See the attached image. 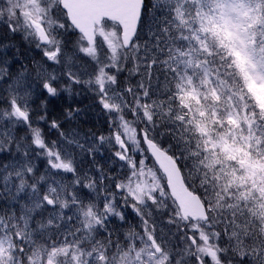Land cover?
<instances>
[{
    "label": "rangeland",
    "instance_id": "1",
    "mask_svg": "<svg viewBox=\"0 0 264 264\" xmlns=\"http://www.w3.org/2000/svg\"><path fill=\"white\" fill-rule=\"evenodd\" d=\"M246 1L249 0H208L207 6L203 10L200 8L195 16L197 21L205 27L212 21L216 29L215 33L223 34L228 39L232 55L238 67L242 69V78L244 81H248L251 89L256 85L258 100L261 103L260 105L264 107V65L261 64L263 60L254 59L248 51L249 48L254 50H260L261 48L259 41L261 40V30L264 27V19H261V6L264 9V0H253L257 3ZM253 3L255 7H253ZM213 4L215 6L212 10ZM0 19H5V22L7 20L18 21L21 30L17 34L30 47L33 56V61L29 65V70H27L28 86L35 84L33 93L35 90L42 91L43 101L49 97L42 90L43 80L55 73L58 79L54 83L60 90L59 95L68 94L64 90V87L68 85L72 88L85 87L98 95L97 103L101 107L102 104L98 102L101 98L109 105H118L115 111L111 107L107 111L103 108L107 115L105 120L111 125L109 135L111 140L109 141V136L103 133L106 143L100 145L103 151V155H101L99 151L95 153L90 151V148L95 144V140L89 138L86 149L83 135L73 133L74 131H69L57 142L54 141L55 144L46 143L38 122L41 105L37 103L33 107L31 105L32 96L25 97L23 88L19 90V94H14L15 90L10 92L7 86L8 109L5 115L0 117V129H6L12 124H16L14 130H17V142L19 144L23 143L24 149H28V154L33 158L32 165L34 162L38 170L43 171L37 174L33 184L25 181L24 177L20 178V180L25 181V185L30 187L26 189V198L32 202L34 207H40L37 201H43V199H36V195L38 188L41 187L49 199L55 200V207L48 206L45 224L48 227L57 228L54 225L61 221L62 216L65 221L64 234L65 232L69 233V243L65 244L63 242L64 235L58 237L50 232H40L49 241L48 252L45 254L46 264H58V261L59 264H64L65 259H67L68 264H91L95 259H100V256L96 255L90 257V253L93 250L96 254L98 250L105 246L95 238V235H106L104 224L98 225L96 223L97 219H103L108 215L104 206L105 197L108 199L109 206L114 210L112 222L117 224L120 232L125 237L122 244L126 248L125 250L120 247H113L116 251L111 256L113 263L194 264L191 260V251L188 250L189 247L187 248V237L181 236L180 231L183 228V223L179 212L176 208L173 210L170 206L168 196L163 190L161 177L147 158L144 149L142 153L137 138L140 125L147 126L150 120L148 116L144 115L145 111L148 114L164 111L167 102L161 94L164 88L162 82L160 90L157 91L155 75L153 76L152 95L149 96V102L145 105L144 92L148 91L146 87L148 84L147 68L144 61L138 62L131 59L129 62H134L135 65L143 67L144 75L139 77V81L143 79L145 87L143 89L139 87L138 90L131 89V91L126 88H122L124 89L122 91L118 90L119 85H116V78L120 70L116 71V67H120L122 63L128 61V58L124 57L118 62V57L122 55L119 30L112 26L103 27L98 32L99 42H97V45L93 47L94 49L88 48L81 39L74 36L69 28L65 27V18L62 12L59 11L58 0H5L3 16ZM261 21L262 23L256 26ZM32 22L43 25L47 29L50 47L42 50L56 53L52 62L45 58L43 51H37L39 43L35 31L31 28ZM25 30L29 35L27 40L24 39ZM76 49L91 60L93 73L86 70L88 67L87 60H85L82 67L71 60ZM262 53L264 54V52ZM101 55L103 57L99 61L98 58ZM38 69L40 70L39 80L36 77ZM110 76H112V79L109 78ZM134 76L138 77V71L134 73ZM101 84L108 89L107 94L103 97H101L99 90ZM186 85L184 84L182 90ZM127 99L133 103L132 108L128 106ZM25 101L27 107L24 106ZM180 103H185L184 98L180 100ZM134 108H141L143 112H138ZM14 110L28 116L31 119L30 121L33 118L31 125L27 128L22 126L26 125L28 120H20ZM29 111L30 115H28ZM232 115L230 113L229 116V120L232 121L234 127V130L229 131L231 140H228V136L224 135L223 141L226 140L227 142L218 150L217 145L222 140L221 137L218 136L219 139L216 140L211 132V136L205 133V138L202 137L205 144L204 151L212 155H217L220 152V154L234 156L237 145L242 143V139L244 140L245 137L241 135V124L237 120L238 118ZM113 117L115 118V124L111 123ZM169 122L176 125L182 123V120L179 116H175ZM156 127L158 141L165 143L161 129L159 126ZM197 130L201 131V128ZM149 132L151 131L149 130ZM157 132L153 130L152 134L154 135ZM117 133L119 134L117 135ZM36 139L41 140L42 144H46L47 149L35 147L33 141ZM122 141L125 144V151L119 147L120 144L122 145ZM77 143L82 146H77ZM3 146L5 151L0 155V164L8 163L7 138H3ZM239 147L240 145H238V149ZM48 149L51 150V155H49ZM120 149L126 152L127 163H122L116 159L118 158L116 153H119L120 156L123 155ZM87 152L90 157L97 156L104 161L105 165L102 169L96 168L94 171H90V169L87 170L88 164L83 166L90 159L87 157ZM37 154L44 161L37 159ZM49 160L52 161V164L48 163ZM262 164L261 160H252L247 166L249 171L242 174L241 179H239V174L236 175L235 179L230 180L227 179L230 177H227L221 199L210 198L208 200L212 212L223 213L232 222L235 218H238V215L243 216V212H239L241 208H238L234 198L237 196L236 202L244 200L246 204L250 203L251 196L255 193L254 181L257 180L259 188L264 186V174H260V165ZM63 165H68V168H64ZM208 165L214 166V164H211L210 159L207 162ZM104 170L108 172H104ZM222 170L225 174V169L222 168ZM99 175H102L104 179L96 185L94 179ZM110 182L113 184L111 185L112 190L106 188V185ZM242 182L246 183L243 184ZM86 185H92L93 187H86ZM117 185H120L124 191L118 193L119 195L115 192V200L113 201L111 194ZM153 197L159 203H154ZM230 201V206H228ZM261 201H264V196L261 197ZM44 205L47 204L44 203ZM34 207H28L24 212L35 214L37 211ZM0 211L8 212L7 199L0 200ZM117 212H122L124 217L127 215L137 217L139 231L136 230L130 234L123 231L124 223L120 224L119 217L114 214ZM50 216L51 220H49ZM68 217H72L71 223L67 222ZM169 217L171 218L170 222L165 223L164 221ZM154 223L156 224L155 229H153ZM161 223H163V230L160 227ZM77 232L79 233L78 236H76ZM186 232L191 235L194 241L199 243L198 255L202 254L207 264H219L217 257L213 255L218 251L214 247V234H217L215 227L207 230L198 225L188 226ZM153 233L156 238L155 243L149 239ZM168 233L172 236L169 246L166 244V234ZM73 236H76L75 240L72 239ZM118 238L121 239L120 236ZM53 241H59L56 247L52 246ZM8 245H10V237H4L3 244H0V258L4 257L6 262L8 259ZM152 246L156 247V252ZM40 257V255H32V260L40 264ZM99 264H105V261L102 260Z\"/></svg>",
    "mask_w": 264,
    "mask_h": 264
},
{
    "label": "trees",
    "instance_id": "2",
    "mask_svg": "<svg viewBox=\"0 0 264 264\" xmlns=\"http://www.w3.org/2000/svg\"><path fill=\"white\" fill-rule=\"evenodd\" d=\"M167 2L173 4L178 2L181 7L185 4L187 7H183L181 16L176 17L178 20H184V23L174 24L172 26L175 39L180 47H177L171 40H168L167 43L171 45V54H169L168 49L165 48L162 53L163 59L161 60V64L167 62V66L171 68L176 64H186V62L191 59L192 77L197 76L201 85L198 96L196 97L194 93L195 90L188 81L189 77L184 73L183 67H181V71L177 73L175 79L172 78L170 73L167 74V84L164 83V74H162L161 82L164 88L161 94L167 104L163 112L156 114L149 113L153 119L149 120L147 127L149 130L152 129V131L155 130L157 132L156 126H159L165 143L158 141V132L154 135L152 134L153 139L165 149L170 148L169 152L177 160L182 169L188 188L196 193L205 204H209L208 200L210 198L217 200L221 199V193L224 192V184L226 183L225 179L227 177L219 165L221 158L204 151L205 144L203 143L202 137L205 138V133L211 136V133L217 132V129L221 127L220 119L224 118L229 110H233L229 101H224V94L229 93L228 95L231 102H235L238 99L240 100L242 112L247 119L257 120L260 118L264 121V112L255 109L257 107L253 104V101L256 99L250 94L248 84L243 81L242 75L238 70V64L234 61V57L228 49V46L217 42L218 35L215 33L216 29L213 22L211 21L209 25L205 27L197 21L195 16L196 12H198L200 8L203 10L208 4V0H161V3ZM156 3L157 0L144 1V9L135 49L128 54V61L122 63L119 67L120 72L117 74L116 78V85H119L118 90H124L122 88L128 90L129 87L138 90L140 87L139 77L144 75L142 71L143 67L129 61H131V59L138 62L144 61L145 44H148L149 48L152 47L149 41L152 40L153 37L150 35L149 29H155L154 21L160 14V9L156 6ZM193 5H195V8H193ZM214 6L213 4V8L211 7L212 10ZM193 26H195L194 29ZM181 28L185 30L183 36H181L179 31ZM5 33V29L0 30V40L3 41L1 44L9 43L12 46L8 49L7 56H0V62L12 58L14 64L11 71L14 75L21 71V66H26V70H29V65L32 62L30 50L20 46V38L18 35L13 37L8 33L7 40V38H5ZM167 35L168 33L164 32V36L167 37ZM196 35L200 36L199 40L195 39ZM193 45H195V47H193ZM17 48L19 49L18 52L16 51ZM181 50H183L186 55L182 56ZM216 50L223 52L225 57L231 56L232 66L227 72L224 68H218L216 65L209 66L205 63V60L210 61L214 58V51ZM137 53H140V55L138 56ZM17 57L19 58L18 60ZM216 59L219 58L217 57ZM209 68L210 70L204 71ZM136 71H138V77L134 76ZM216 71L225 73L224 78L222 79L216 76ZM233 71L236 74L235 78L228 76V72ZM208 79L214 83L217 92L211 88L212 84L209 83ZM184 84L187 85L182 90ZM169 85L173 89L172 95L167 94ZM7 86L8 77L5 82L0 81V114L6 112L8 108ZM182 93L188 96V110L182 114H177L183 109L182 103H180ZM35 99L37 100L38 97H35ZM192 100H195V102L193 103ZM96 103L97 100L95 96L89 90L73 91L70 97L59 95L55 99L47 101L45 109L49 117L47 118L48 121L45 120V123H43V127H50L49 122L51 120L59 122L60 127L53 128L54 131H51L48 136L44 138L45 142L49 144L54 141L57 142L59 138L63 137L69 131H76V133L82 134L84 145L86 146L89 138L94 141L96 137L103 133L109 136L111 125L101 116ZM127 103L128 106L132 108L131 105L133 103L128 99ZM235 106L237 105L235 104ZM77 107L81 109V111L75 113L72 119H68L66 110H75ZM134 109L138 112H143L141 108ZM175 116H179L182 123L172 125L169 120ZM224 121L225 127H221L220 132L227 135V129H231V124L228 122V119H224ZM198 128H201V131L197 130ZM246 128L249 135L254 134L250 124H248ZM61 132H63V136H61ZM15 141L16 139L11 142V148L8 151V165L10 168L8 170L11 173L10 178L13 177L14 183L20 186L19 180L25 176V180L33 184V180L27 176L31 159L27 158L22 160L24 159L23 149L19 144L20 151L18 152L16 147L18 142ZM18 155L21 156L20 162L18 161ZM36 158L42 159L38 154ZM90 159L99 161V165L102 163L105 165L104 161L100 160L97 156H93ZM209 159L214 166H207ZM234 160L235 159L232 158V165H237ZM3 165L4 164H0V167ZM226 167L229 168L230 165L226 164ZM11 187L13 190L12 185ZM22 188L24 189L23 186ZM256 199L259 200L260 198ZM12 207L13 205L8 203V212L13 210ZM243 209L246 211V218H243L244 220H236L235 218L233 222L223 213H214L210 210L212 216L222 219L219 241L222 245L221 249H227L226 253L229 256L231 264H242L241 257L245 253L253 255L255 249L259 247L260 244H264V207L259 206L258 201L254 199L249 203L248 207H243ZM32 217V228L36 230L39 216L33 215ZM238 217L241 218V215H238ZM21 219H23V217H21ZM125 223H128V220ZM132 223L135 225L133 219ZM236 231H240L237 239L234 237ZM118 237L119 235L112 231L111 238L105 236L102 240L111 242L113 238L118 239ZM43 248V246H38L37 249L38 251H42Z\"/></svg>",
    "mask_w": 264,
    "mask_h": 264
},
{
    "label": "snow or ice",
    "instance_id": "3",
    "mask_svg": "<svg viewBox=\"0 0 264 264\" xmlns=\"http://www.w3.org/2000/svg\"><path fill=\"white\" fill-rule=\"evenodd\" d=\"M5 4V0H0V17L3 16V6ZM156 6L160 9V14L157 16L156 20L154 21L155 24V29L150 28L149 33L153 37L152 40L149 41V43L152 45L151 48L148 47V44H145V53H144V63L147 68V78H148V84H147V89L148 91L144 92V103L145 105L148 104L149 102V96L152 95V89H153V76L155 75V81H156V90H160V85H161V75L164 74V83L167 84V74H171L172 78L175 79L177 73L181 71V67H183L184 73H186L189 77L190 83H194V77H192L191 73V59H189L186 64H176L173 65V67L169 68L167 66V62L164 64H161V60L163 59L162 53L165 48L168 49L169 54H171V45L167 43L168 40H171L177 47H180L179 43L175 39V34L172 30V26L174 24L178 23H184V20H178L176 17H180L181 14L183 13V7H187L185 4L183 7L179 5L177 2L176 4H173L171 2L167 3H161V0H157ZM193 8H195V5H193ZM6 19V18H5ZM5 19H0V27L5 28L13 37L16 36L17 32L20 31V27L18 26V21L13 22L11 20H7L5 22ZM195 26H193V29ZM181 36L184 35L185 30L181 28L180 30ZM164 32H167L168 35L167 37L164 36ZM29 38V35L27 31L25 30L24 34V39L27 40ZM196 40L200 39L199 35L195 36ZM44 43H47V39L45 38ZM259 44L261 46L260 50L261 52H264V33H261V40L259 41ZM12 45L9 43L5 44H0V56H7L8 49ZM195 47V45H193ZM159 50V51H157ZM16 51L18 52L19 49L17 48ZM37 51H43V55L45 58L52 62L53 61V56L56 55V53H50L47 50H42L41 48L37 47ZM212 54V53H210ZM139 56L140 53H137ZM181 55H186V53L181 50ZM219 59H216V58ZM19 58L17 57V60ZM205 63L208 64L209 66L211 65H216L218 68H224L225 71L232 66V58L231 56L225 57V54L219 50L214 51V58L212 60H205ZM14 61L12 58H8L5 61L0 62V81L5 82L6 78L9 77V74L11 72V69L13 67ZM209 69H205L204 71H208ZM203 74V73H201ZM70 75V73H69ZM215 75L224 78L225 73L216 71ZM235 72H228V76L235 78ZM37 80L40 79V70H37L36 73ZM112 79V76L109 77ZM58 77L56 76L55 73H52L51 75L47 76L44 78L43 83H42V90L47 94L49 97H56L57 95L60 94V90L55 86L54 81H56ZM209 83H211V80H209ZM139 86L143 89L144 82L143 79L139 82ZM24 89L23 95L25 97H31L33 95V90L35 88V84H32L31 86H28V73L26 70V66H21V71L14 77H12L11 81L8 83V89L10 92L15 90L14 94H19L20 89ZM64 90L67 91L68 95H72V89L71 86H65ZM100 93L101 97H103L105 94H107L108 89L104 88L103 85H100ZM131 91V87L128 89ZM168 95L173 94V89L169 85L168 87ZM122 95V93H121ZM98 102L102 104V107L107 111L110 107L113 111L116 110L118 107L117 104H112L109 105L108 103H105L103 101V98H101ZM25 107H27V102L25 101ZM42 106L46 107V101L42 102ZM81 111L78 107L75 110H66V115L68 119H72L75 115V113ZM254 111V109H253ZM21 117L25 120H27V116H25L23 113H20ZM30 115V111L28 113ZM145 116H148V119L152 120L153 117L148 114L147 111L144 113ZM41 122L47 120V112L45 111L44 114L39 118ZM111 123L115 124V118L113 117L111 120ZM28 124L31 125V122L28 121ZM17 125L12 124L9 128L6 129H0V155H2L5 151L4 146H3V138H7L9 140V145L8 148H11V142L14 141V129ZM49 126L52 128H59L60 124L56 120H51L49 122ZM256 130L257 132L260 133V143H261V151L264 152V121H261L260 123L256 124ZM12 133V135H9V133ZM42 132V130H41ZM119 133H117L118 135ZM63 132H61V136H63ZM145 135L147 133L145 132ZM108 140H111V136L108 137ZM74 142V141H70ZM76 143V142H74ZM106 143L105 137L103 134L95 138V144L90 148V151L92 152H97L99 151L101 155H103L102 148L100 145H103ZM33 144L35 147L40 148L43 147L47 149L46 144H42L41 140L36 139L33 141ZM55 144V142H53ZM77 146H82L77 143ZM17 151L19 152V143L16 145ZM49 155H51V150L48 149ZM23 155L27 157L28 155V149L23 150ZM117 157L119 159H123L122 156H120L119 153H116ZM49 164H52V161H48ZM64 168H68V165H63ZM9 165L8 163H5L2 167H0V200L7 199L11 203H15L17 200V197L15 194H13V190L11 187V173L9 172ZM71 170V169H69ZM104 177L101 176V181H103ZM86 187H93L92 185H86ZM19 191V189L17 190ZM116 191L117 192H123L124 189L120 187V185L116 186ZM111 198L114 201L115 200V193L111 194ZM153 202L154 203H159L158 201L155 200L153 197ZM37 203L40 205L42 208L44 203H46L49 207H55V204L53 200L49 199L47 196L44 197L43 201H37ZM105 211L108 213L103 219H97L96 223L99 224H104L105 226V231L106 234L109 238L112 236V231L107 228V225L112 222V214L114 212L113 208H111L108 204V199L105 197ZM117 217H119V222L120 224H123L125 222V217L122 212H117L114 213ZM23 219L20 217H17L15 210L13 209L11 212L7 211H0V244H3L4 242V237H10L11 238V255L8 257L7 262L5 261L4 258H0V264H35V261L32 260V248H33V243H35L34 240V230L32 228V216L31 215H24L22 214ZM61 223L65 222L64 218L61 216ZM170 217L166 219L164 222H170ZM49 220H51V216L49 217ZM72 217L67 218V222L71 223ZM8 226H5V225ZM12 225H15L16 229H19L20 227H23L25 230V237L21 238L20 236L17 235L16 231L12 230ZM55 227L59 228V224L54 225ZM37 227L39 232L45 233L48 231L47 225L45 224L44 220L41 219L37 221ZM161 230H163V223L160 225ZM156 228V224H153V229ZM227 231V229H226ZM79 233L77 232L76 236H78ZM76 236H73L72 239L75 240ZM149 239L155 243L156 238L153 233ZM63 242L65 244L69 243V233L65 232ZM59 243V241H53L52 246L56 247V245ZM47 245H44V248L47 249ZM227 252V249H225V254ZM96 254L95 253H90V257H94ZM108 256L107 250L104 252V254L100 257L102 260L105 261V264H107V260L105 259ZM242 264H264V244H260L259 247L256 248L255 252L253 255H249L248 253H245L242 257ZM40 264H46L45 258L43 253H41L40 257ZM59 264V261H58ZM64 264H68L67 259H65ZM229 264H231V261H229Z\"/></svg>",
    "mask_w": 264,
    "mask_h": 264
},
{
    "label": "water",
    "instance_id": "4",
    "mask_svg": "<svg viewBox=\"0 0 264 264\" xmlns=\"http://www.w3.org/2000/svg\"><path fill=\"white\" fill-rule=\"evenodd\" d=\"M60 7L66 13L73 29L82 35L89 45L94 41L95 25L98 26L105 19L120 26L123 47L128 48L138 28L143 0H60ZM38 34L40 42L44 43V32L38 29ZM142 141L148 155L164 176L170 197L180 208L182 217L205 220L198 199L184 187L176 165L143 133Z\"/></svg>",
    "mask_w": 264,
    "mask_h": 264
},
{
    "label": "bare ground",
    "instance_id": "5",
    "mask_svg": "<svg viewBox=\"0 0 264 264\" xmlns=\"http://www.w3.org/2000/svg\"><path fill=\"white\" fill-rule=\"evenodd\" d=\"M19 69H20V68H19ZM19 69H18V70H19ZM35 111H36V110H35ZM33 124H34V123H33ZM59 139H60V138H59ZM60 143H61V142H60ZM27 148H28V147H27ZM94 180H95V179H94ZM90 183H91V182H90Z\"/></svg>",
    "mask_w": 264,
    "mask_h": 264
}]
</instances>
